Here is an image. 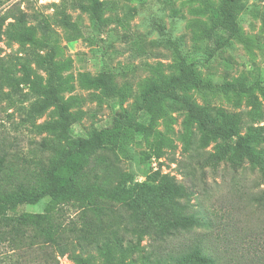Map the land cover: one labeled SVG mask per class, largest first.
<instances>
[{"label":"rangeland","instance_id":"374dc122","mask_svg":"<svg viewBox=\"0 0 264 264\" xmlns=\"http://www.w3.org/2000/svg\"><path fill=\"white\" fill-rule=\"evenodd\" d=\"M15 1L28 14L24 28L33 42L22 45L1 34L0 57L29 51L46 54L52 49L54 60L64 67L59 72L60 94L74 99L71 111L80 113L72 126L73 138L88 137L102 129L118 132L110 147H100L88 156L83 177L93 181L100 176L107 185H112L114 178L126 181V186L134 182L155 185L150 176L159 169L193 191L188 199L180 200L188 209L177 207L175 214L196 211L203 217L202 226L179 229L164 238L154 233L144 237L139 244L144 250L117 258L113 264H142L149 250L165 258L194 247L211 256L214 264H264L262 173L246 160L233 163L229 154L216 169L200 166L198 160L217 153L225 141L215 137L200 147L203 132L193 122L186 135L189 147L185 148L187 114L178 101H163L170 122L154 119L140 109V83L156 78L154 68L171 77L184 65L214 85L187 92L211 119L219 113L233 114L239 118L240 135L249 127L264 136V100L256 88L264 86V26L255 13L264 11V0H241L247 9L237 13L236 33L224 26L226 20L218 10L220 0H10L4 5L0 0V9ZM64 19L80 27L78 36H72ZM43 23L46 32L41 29ZM33 67L45 76L43 70ZM224 84L252 87L250 92L261 102V116L253 114L247 93L225 91L221 88ZM21 93L11 108L0 102V157H4L0 184L7 190L39 173L52 155L40 145L43 140L50 142L51 136L38 133L31 121L25 120L36 97L25 85ZM55 118L48 109L35 122L43 124ZM146 127L160 136L144 134ZM100 202L119 216H105L98 224L86 210L65 206L61 221L67 228L75 225L80 231L77 235L84 232L81 228L88 230L76 247L93 258L92 264H109L100 257L97 246L110 231L121 230L124 206L106 199ZM50 204L51 198L44 196L35 203L13 205L6 215L41 213ZM155 210L146 215L156 224ZM70 237L67 245H37L0 219V264H74L67 249L72 246L71 239L78 240Z\"/></svg>","mask_w":264,"mask_h":264},{"label":"trees","instance_id":"16d2710c","mask_svg":"<svg viewBox=\"0 0 264 264\" xmlns=\"http://www.w3.org/2000/svg\"><path fill=\"white\" fill-rule=\"evenodd\" d=\"M10 0H1V5ZM247 9L241 0H220L219 13L226 20L225 28L233 33L239 31L237 13ZM264 26V11H255ZM28 14L20 7L18 1L6 5L0 9V35L4 34L8 39L19 44L28 41L33 42L32 35L25 30ZM65 27L69 28L75 38L80 32V27L68 19H64ZM41 29L46 32L43 23ZM35 67L40 68L45 76L36 73ZM64 68L61 63L54 60V51L51 49L46 54L29 51L25 54L7 55L0 57V102L7 107L15 106L22 94V86L25 85L30 93L36 97L27 108L25 120H30L38 133H47L51 136L50 142L43 140L42 148L48 149L52 155L47 166L40 168L39 173L33 177L15 184L14 189L7 190L0 184V219L7 225H11L17 235L30 238L37 245L61 246L69 244L70 236H75L78 241L71 239L72 246L68 248L69 258L74 264H92L93 258L76 246L84 240L76 226L66 227L61 221L65 206H75L86 210L93 215L100 224L103 217L119 216L117 211H112L102 204L100 199L115 201L124 206V212L120 213L123 222L121 230H112L100 245L97 252L103 260L113 264L117 258L125 259L129 255L141 252L144 246L139 247L144 237L155 234L164 238L179 229H193L202 226L203 217L196 211L176 215L175 208L187 210V204L181 199H188L193 191L190 187L179 182L176 177L163 174L159 169L150 176L155 185L144 182H134L126 186V181L114 178L112 185L100 181L96 176L93 181L86 180L83 169L88 163V156L100 147H110L112 141L118 138V132L110 129L93 131L88 137L73 138L71 130L73 124L79 119L80 113L71 111L74 99L64 98L60 92L62 87L58 84L59 72ZM150 68H152L150 66ZM156 78H147L140 83L142 103L140 109L147 112L154 119L171 121L165 99H171L181 103L186 111V134L183 140L184 146L189 147L188 138L190 125L196 122L202 130L200 147L208 145L210 139L222 137L224 145L218 148L217 153H209L203 159L198 160L202 167L209 166L216 169L220 162L227 157L233 163L241 164L247 161L252 168H257L264 178V136L255 134L249 127L246 133L240 135L236 125L239 118L233 114L219 113L218 117L211 119L205 108L198 105L188 91L192 89L203 90L214 85L204 81L198 73L184 65L179 67L177 75L166 77L159 67L154 68ZM223 90L235 89L247 93L252 105L253 114L261 116L260 100L252 94L250 86L236 87L233 84H224ZM258 93L264 100V86L257 85ZM51 109L55 119L43 124L36 123L45 110ZM144 134H160L150 127L143 129ZM45 145V146H44ZM157 157L160 152L156 151ZM4 157H0V172ZM114 172V171H113ZM133 189L136 193H133ZM44 196L51 198V204L41 213L21 212L13 216H7L6 212L11 206L23 203H35ZM159 208L157 212L155 208ZM154 209L156 211V224L150 221L146 213ZM86 226V224H83ZM211 256L202 253L198 247L184 252L168 254L165 258L159 252L149 250L142 257V264H214Z\"/></svg>","mask_w":264,"mask_h":264}]
</instances>
